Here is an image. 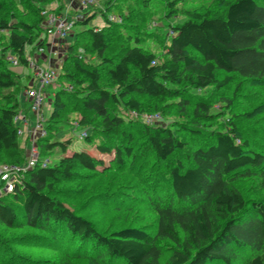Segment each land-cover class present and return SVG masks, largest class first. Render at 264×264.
I'll list each match as a JSON object with an SVG mask.
<instances>
[{"label": "trees", "instance_id": "trees-1", "mask_svg": "<svg viewBox=\"0 0 264 264\" xmlns=\"http://www.w3.org/2000/svg\"><path fill=\"white\" fill-rule=\"evenodd\" d=\"M24 1L36 5L38 24L18 26L0 20V32L10 33L0 52V151L18 155L22 154L14 120L20 109L15 91L20 77L6 67V51L17 56L20 67L28 66L25 49L35 44L38 26L42 31L45 10L39 7L49 0ZM116 1L105 0V9L99 11L103 27H89L98 18L95 13L75 22L74 27L84 28V42L75 37V44L66 48L58 76L61 89L52 99L46 135L37 141L41 154L56 150L58 160L46 167L37 165L12 193L0 195V225L38 229L51 244H63L69 236L83 245L84 256L99 264H160L158 240L176 247L167 264H264V198L247 204L235 188L240 180H264V155L245 141L238 144L233 128L215 133L212 143L193 153L190 166L180 161L172 165L185 142L168 128L141 121L146 102L153 107L152 114L174 106L178 115L203 124L212 120L213 106L196 93L208 88L221 92L237 78L242 80L237 91L244 81L264 83V1L219 0V12L186 11L184 21L168 25L160 55L142 46L130 30L123 31L121 21L125 24L129 17L115 9ZM176 4L167 3L169 20L177 13ZM149 5L150 0H144L142 7ZM90 56L96 64L84 61ZM119 111L134 113L137 120L127 124ZM70 113L80 118L75 125L65 121ZM63 121L85 134L87 146L113 155L119 167L127 160L135 164L138 158L143 164L168 165L169 200L153 203L155 236L135 228L104 236L64 206L56 187L87 181L103 162L85 150L71 149L72 138L60 139L66 134ZM116 138L119 145L110 147ZM25 159L4 163L19 165Z\"/></svg>", "mask_w": 264, "mask_h": 264}, {"label": "rangeland", "instance_id": "rangeland-1", "mask_svg": "<svg viewBox=\"0 0 264 264\" xmlns=\"http://www.w3.org/2000/svg\"><path fill=\"white\" fill-rule=\"evenodd\" d=\"M63 1L49 0L47 4L39 8L45 10L46 18H49V16H53L52 14L61 12ZM143 1L117 0L115 9L122 16L127 15L129 17V22L124 24L121 21L123 31L130 30L133 32L142 46L158 55H160L162 42L166 40L164 35L168 32V25H176L184 21L186 11L200 13L220 11L219 0H150V5L146 10L142 7ZM171 1L177 3L175 6L177 13L169 20L170 10L167 3ZM259 1L263 2L264 0ZM65 2V9L70 10L72 0H65ZM97 2L95 9L88 10V14L85 12L86 16L91 13L98 15L96 20L90 22L89 27L94 25L103 27L104 25V22L99 18V11L105 9V0H97ZM35 6L24 0H0V20L18 26L22 24L35 26L40 22V16L35 12L37 9ZM43 13L41 16H43ZM82 13L84 14V12ZM75 15V13H71L69 17L74 19ZM43 26L44 24H42V31L38 30V26L34 32L35 44L26 47L25 56L27 58L34 60V58L40 56L36 46L39 41L47 46L48 51H52V47L55 46L59 49V52L60 49L65 51L67 44H75V37L77 40L80 39L81 44L84 42V39H81L85 35L82 25L74 27L72 33L65 38L67 44L62 40L60 45L58 41L53 44L54 41L47 38ZM9 36L10 33L7 31L0 32V52L7 46ZM58 49L55 50V53L58 52ZM6 52L7 55L17 59V56L11 54L12 51ZM49 57L54 61L58 60L57 54ZM84 61L96 64V59L91 56L85 58ZM6 67H11L8 62ZM11 71L20 77V87L15 91L19 94L21 110L24 108L26 89H39L35 78L36 68L35 66L24 67L20 75L16 69ZM240 83H242V80L237 78L221 92L208 88L196 93L198 97L209 101L213 106L210 111L212 120L206 121V123H193L190 117L178 115L177 109L172 108L174 106L158 111L161 115V121L156 126L172 130L186 144L183 152L173 156L171 159L172 165L176 161H180L184 166H190L193 153L212 143L215 133H226L233 128L236 130L238 144L245 141L252 150L264 155V83L244 81L243 88L237 91ZM59 89H61L60 82L56 84V87L44 91L46 103L43 112L46 118L52 112V99L55 91ZM143 106L147 110L144 113L145 115L155 112L151 104L144 102ZM124 112L119 111L127 124L137 120L134 113ZM67 117H69V122L67 119L65 121L72 125H75L80 119L74 113H70ZM65 121L61 125L66 134H62L60 139L72 138L74 146L71 149L87 151L95 159L101 160L103 166L97 167L96 174L89 175L87 181L62 182L56 187V190L61 192L59 196L63 200L64 206L87 220L99 234L104 236L126 228L141 229L151 236H155L157 216L153 210V203L160 200L164 205L169 200L170 175L168 165L143 164L141 159L138 158L135 164L127 160L124 166L119 167L113 163V155L99 154L95 147L87 146L84 140L78 139L81 130L71 127ZM127 128L129 127L127 126ZM25 137L27 138L23 135L19 139L22 155L12 151H0V163L20 161L27 157L25 148L27 147L26 149L29 150V146L25 143ZM114 141L109 145L110 147L119 145L118 138ZM40 156L47 159L49 164L52 165L58 160L59 152L56 150L45 154L40 152ZM105 168H109V172H104ZM235 188L243 195L247 204L258 202L264 198V180L259 178L240 180L235 183ZM67 237L63 238V244H51L45 234L38 229L29 226L10 229L0 225V264H99L94 257L84 256L83 245H79L72 238ZM157 245L162 252L160 264H167L176 247L169 240H158Z\"/></svg>", "mask_w": 264, "mask_h": 264}, {"label": "built area", "instance_id": "built-area-1", "mask_svg": "<svg viewBox=\"0 0 264 264\" xmlns=\"http://www.w3.org/2000/svg\"><path fill=\"white\" fill-rule=\"evenodd\" d=\"M72 3L75 4V9L83 11H88L90 8L96 7L98 4L97 0H73ZM43 14L45 15L43 30L45 31L47 38H51L54 41L52 42L53 44L58 41L59 45L62 44L60 43L62 40L72 33L75 22L83 18L82 16L75 15V18L72 19L66 13L52 14L53 16L46 18L47 15L45 12ZM111 18L114 21H117V19L113 17ZM52 48L55 49V46ZM37 52L42 57L46 56L50 51L47 50V46L42 44L37 45ZM56 54L60 55L57 63L53 62L54 65L51 64L44 67L35 65V63L29 59L30 66H35L36 68V79L39 85V89L27 91L29 113L34 117L35 126L33 128L30 127V119L28 116L22 114H19L15 118L14 123L19 128V135L24 134L27 136L30 140L31 146L27 152V157L22 164L17 165L0 163V195L12 193L15 186L24 180L27 172L33 170L37 165L42 167L49 165V161L40 156L37 141L40 137L46 135L45 125L47 118L43 112V107L46 103V95L44 91L48 88L56 87L66 51H62L60 49L59 52L58 49ZM6 62L14 68L19 65L18 59L11 55L6 56ZM66 89L71 91L72 88L67 86ZM142 121L149 126L156 125L161 121V115L159 113L146 114L142 116ZM84 137L85 134H80L78 139L83 140Z\"/></svg>", "mask_w": 264, "mask_h": 264}, {"label": "crops", "instance_id": "crops-1", "mask_svg": "<svg viewBox=\"0 0 264 264\" xmlns=\"http://www.w3.org/2000/svg\"><path fill=\"white\" fill-rule=\"evenodd\" d=\"M63 1V0H62ZM72 2H73V0H72ZM71 2V6H70V10H67V9H65L66 8V2H65V0L62 2V6H61V12L60 13H66L68 16H70V14L71 13H75L76 15H79V16H86V11L84 10H80V9H75V4H73ZM82 12H84V14L82 13ZM87 14H88V11H87ZM96 20V19H95ZM62 42H65V39L62 41ZM66 43V42H65ZM67 44V43H66ZM70 45V44H69ZM67 46H68V44H67ZM66 48V47H65ZM56 49H58V48H55V49H52V51H50V52H48L47 53V55L46 56H37L36 58H34V60H32L31 58H27V63H28V66L30 67V64H29V59H30V61H32V62H34L35 63V65H37V66H39V67H41V66H48V65H51V64H53L54 65V63L53 62H56L57 63V61L59 60V57H60V55L58 54V60H56V61H54L52 58H50L49 56L52 54V57L56 54L55 53V51L54 50H56ZM65 51H66V49H64ZM55 53V54H54ZM65 56H66V54H65ZM64 59H65V57H64ZM52 62V63H51ZM12 70H14V69H16L17 71H18V73H19V75H20V73H22V71H23V68L22 67H20V66H18V67H12L11 68ZM35 78H36V76H35ZM36 81H37V79H36ZM37 83V82H36ZM29 89H26V91H25V94H24V97H25V102H24V108L23 109H19V114H22V115H26V116H28V118L30 119V127H34L35 126V121H34V117L32 116V114H31V116H29V102H28V100H27V91H28ZM47 93H49V92H47ZM47 108V107H46ZM45 108V109H46ZM18 114V115H19ZM21 126V125H20ZM25 143L27 144V146H29L28 148H30V146H31V144H30V140L28 139V138H26L25 137ZM25 144V145H26ZM27 148V147H26ZM25 148V151H26V154H27V152H28V150Z\"/></svg>", "mask_w": 264, "mask_h": 264}, {"label": "bare ground", "instance_id": "bare-ground-1", "mask_svg": "<svg viewBox=\"0 0 264 264\" xmlns=\"http://www.w3.org/2000/svg\"><path fill=\"white\" fill-rule=\"evenodd\" d=\"M18 131H19V128H18ZM23 135H24V134L19 135V133H18V137H19V139H20Z\"/></svg>", "mask_w": 264, "mask_h": 264}]
</instances>
